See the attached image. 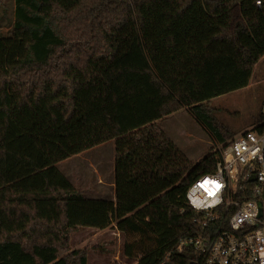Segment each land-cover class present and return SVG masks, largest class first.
Listing matches in <instances>:
<instances>
[{"label": "trees", "instance_id": "16d2710c", "mask_svg": "<svg viewBox=\"0 0 264 264\" xmlns=\"http://www.w3.org/2000/svg\"><path fill=\"white\" fill-rule=\"evenodd\" d=\"M5 1V0H0ZM0 35V264H88L79 226H113L136 264H188L191 160L159 121L187 108L220 146L205 102L248 85L264 56V0H13ZM259 121L261 118L259 117ZM114 140V200L56 164Z\"/></svg>", "mask_w": 264, "mask_h": 264}, {"label": "rangeland", "instance_id": "374dc122", "mask_svg": "<svg viewBox=\"0 0 264 264\" xmlns=\"http://www.w3.org/2000/svg\"><path fill=\"white\" fill-rule=\"evenodd\" d=\"M13 19L14 1H0V35L9 30ZM263 103L264 56L254 65L249 85L213 97L205 105L229 133L237 135L260 122L258 119ZM159 125L191 160L198 161L208 153L218 151L220 146L204 123L187 108L169 114L159 121ZM56 167L85 196L113 197V139L66 158ZM98 180L103 184L102 191H90L97 188ZM124 242L123 233L113 226L105 229L79 226L69 232L68 250L84 249L88 264H136V258L124 254Z\"/></svg>", "mask_w": 264, "mask_h": 264}, {"label": "built area", "instance_id": "2783aa9c", "mask_svg": "<svg viewBox=\"0 0 264 264\" xmlns=\"http://www.w3.org/2000/svg\"><path fill=\"white\" fill-rule=\"evenodd\" d=\"M260 118L257 125L219 146L214 170L187 188L186 200L195 213L197 229L179 238L175 248L188 247L193 264H261L264 260L260 255L264 249V103ZM206 176L222 185L214 197L194 187ZM191 196L203 203L196 207L189 201ZM213 199L217 203L208 204Z\"/></svg>", "mask_w": 264, "mask_h": 264}, {"label": "clouds", "instance_id": "9594fccd", "mask_svg": "<svg viewBox=\"0 0 264 264\" xmlns=\"http://www.w3.org/2000/svg\"><path fill=\"white\" fill-rule=\"evenodd\" d=\"M257 3H259V0H257ZM194 187L203 189V192L206 193L208 197H214L215 194L220 190L222 185L214 179L206 176L203 180L197 181ZM189 201L196 207H199L203 203V201L194 196L189 197ZM215 203H217L215 199L208 201V204L210 205ZM260 255L264 257V249L261 250ZM261 264H264V260L261 261Z\"/></svg>", "mask_w": 264, "mask_h": 264}, {"label": "crops", "instance_id": "0c3cea01", "mask_svg": "<svg viewBox=\"0 0 264 264\" xmlns=\"http://www.w3.org/2000/svg\"><path fill=\"white\" fill-rule=\"evenodd\" d=\"M248 85H249V83H248ZM168 116V115H167ZM166 116V117H167ZM166 117H164V118H166ZM163 118V119H164ZM252 128V127H251ZM250 129V128H249ZM248 130V129H247ZM246 131V130H245ZM242 132H244V131H242ZM242 132H240V133H242ZM239 133V134H240ZM212 137V136H211ZM97 188L95 189V190H90V191H93V192H100V191H102V189H103V184L100 182V180H98V182H97ZM112 188H113V193H112V195H113V197H110V198H108V199H111V200H114V182L112 183ZM83 194H84V192H83ZM85 195V194H84ZM88 197H97L96 195H92V196H88ZM99 198H106V197H104V196H99Z\"/></svg>", "mask_w": 264, "mask_h": 264}, {"label": "water", "instance_id": "95a60500", "mask_svg": "<svg viewBox=\"0 0 264 264\" xmlns=\"http://www.w3.org/2000/svg\"><path fill=\"white\" fill-rule=\"evenodd\" d=\"M254 179V176H251L250 178H249V180H253ZM259 213H260V211H259Z\"/></svg>", "mask_w": 264, "mask_h": 264}]
</instances>
